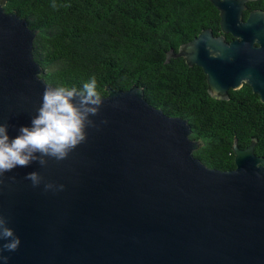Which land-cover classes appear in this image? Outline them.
Segmentation results:
<instances>
[{"label": "water", "instance_id": "obj_1", "mask_svg": "<svg viewBox=\"0 0 264 264\" xmlns=\"http://www.w3.org/2000/svg\"><path fill=\"white\" fill-rule=\"evenodd\" d=\"M219 34L203 27L169 56L203 68L226 98L244 83L264 102V9L209 0ZM0 0V123L29 126L48 83L34 58L37 30ZM230 34L231 38L227 39ZM86 140L62 161L45 157L0 176V215L20 239L0 264H264V156L233 141L234 167L193 153L188 119L151 104L138 84L112 89ZM42 177L33 187L29 172ZM51 183L54 189L45 190ZM63 185V189H59ZM5 241L0 240V244Z\"/></svg>", "mask_w": 264, "mask_h": 264}, {"label": "trees", "instance_id": "obj_2", "mask_svg": "<svg viewBox=\"0 0 264 264\" xmlns=\"http://www.w3.org/2000/svg\"><path fill=\"white\" fill-rule=\"evenodd\" d=\"M255 5L264 9V0ZM4 7L37 30L33 56L48 83L81 89L95 77L101 96L107 85L138 84L151 104L188 119L191 137L202 143L193 154L208 166L234 167L235 140L246 147L256 139L255 153L264 156V102L250 85L213 97L202 67L168 55L203 27L221 32L211 1L7 0Z\"/></svg>", "mask_w": 264, "mask_h": 264}, {"label": "clouds", "instance_id": "obj_3", "mask_svg": "<svg viewBox=\"0 0 264 264\" xmlns=\"http://www.w3.org/2000/svg\"><path fill=\"white\" fill-rule=\"evenodd\" d=\"M103 99L97 91V81L92 77L81 89L67 86L45 87L41 106L31 118L29 126H21L18 134L9 137L7 123H0V176L16 167H27L32 162L44 166L45 157L62 161L78 145L86 140L87 127H94L91 116L98 114ZM25 179L33 187L40 185L42 177L29 172ZM45 190L54 189L51 183ZM63 189V185H59ZM0 253L17 250L20 239L8 226V220L0 215ZM7 261L8 257L0 255Z\"/></svg>", "mask_w": 264, "mask_h": 264}, {"label": "flooded vegetation", "instance_id": "obj_4", "mask_svg": "<svg viewBox=\"0 0 264 264\" xmlns=\"http://www.w3.org/2000/svg\"><path fill=\"white\" fill-rule=\"evenodd\" d=\"M256 1H257V0H249L248 2H246L247 8H248L249 4H250V5L252 4V6H253V8H251V9L260 8L258 5H255V2H256ZM248 3H249V4H248Z\"/></svg>", "mask_w": 264, "mask_h": 264}]
</instances>
